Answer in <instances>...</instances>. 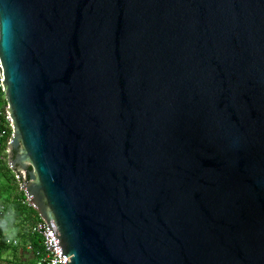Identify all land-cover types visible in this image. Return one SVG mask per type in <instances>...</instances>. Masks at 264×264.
Here are the masks:
<instances>
[{
	"label": "water",
	"instance_id": "water-1",
	"mask_svg": "<svg viewBox=\"0 0 264 264\" xmlns=\"http://www.w3.org/2000/svg\"><path fill=\"white\" fill-rule=\"evenodd\" d=\"M0 63L67 264H264V0H0Z\"/></svg>",
	"mask_w": 264,
	"mask_h": 264
},
{
	"label": "trees",
	"instance_id": "trees-1",
	"mask_svg": "<svg viewBox=\"0 0 264 264\" xmlns=\"http://www.w3.org/2000/svg\"><path fill=\"white\" fill-rule=\"evenodd\" d=\"M0 87V127L6 106ZM3 148V147H2ZM0 149V264H39L45 257L42 236L35 232L41 220L26 202L16 172L9 167L5 149Z\"/></svg>",
	"mask_w": 264,
	"mask_h": 264
},
{
	"label": "built area",
	"instance_id": "built-area-1",
	"mask_svg": "<svg viewBox=\"0 0 264 264\" xmlns=\"http://www.w3.org/2000/svg\"><path fill=\"white\" fill-rule=\"evenodd\" d=\"M0 68H2L1 63H0ZM0 87L2 88L4 92L1 74H0ZM13 122H14V119L11 116L10 107L7 103L4 108V112H3V119L1 123L2 126L0 127V149L2 147H3L2 150L5 149V151L3 152L6 153V158L8 162H9V154H10L9 146L11 144V139L15 135V131L12 127ZM9 167H10V163H9ZM16 178L21 183V190L24 191L22 186L26 180L25 171H20V173H16ZM26 202L28 203L29 206L34 208V206L31 204L30 198H28L27 195H26ZM34 231L39 233L42 236L43 245L45 247V257L41 260L39 264H67V262L70 261V257L63 259V257L61 256L60 250L56 248L57 245L54 240L55 237H52L51 233L49 232V226L44 219L41 218V220L38 222ZM51 248H55V249L52 250Z\"/></svg>",
	"mask_w": 264,
	"mask_h": 264
}]
</instances>
